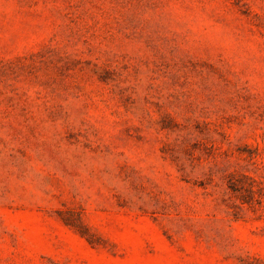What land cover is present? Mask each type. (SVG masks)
<instances>
[{
    "label": "rangeland",
    "instance_id": "obj_1",
    "mask_svg": "<svg viewBox=\"0 0 264 264\" xmlns=\"http://www.w3.org/2000/svg\"><path fill=\"white\" fill-rule=\"evenodd\" d=\"M0 264H264V0H0Z\"/></svg>",
    "mask_w": 264,
    "mask_h": 264
}]
</instances>
